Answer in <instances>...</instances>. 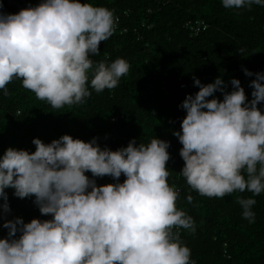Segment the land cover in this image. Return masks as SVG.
<instances>
[{
	"label": "clouds",
	"instance_id": "9594fccd",
	"mask_svg": "<svg viewBox=\"0 0 264 264\" xmlns=\"http://www.w3.org/2000/svg\"><path fill=\"white\" fill-rule=\"evenodd\" d=\"M253 4L264 6V0H222L225 8ZM117 22L113 9L81 0H41L17 13L0 12V90L8 95L6 85L20 79L59 109L85 103L90 89L117 87L129 62L92 59ZM244 72L256 77L250 101L239 79H231L229 92L221 77L208 84L194 77L199 91L186 95L180 105L186 115L173 134L183 145L180 173L187 184L209 197L252 193L238 203L254 223V197L264 193V111L258 107L264 72ZM32 143L33 152L9 147L0 156V208L11 211L5 190L12 188L16 197L34 196L40 213L51 218L6 219L0 264H196L180 232H194L195 222L177 206L179 190L168 182L169 141L154 137L137 145L133 139L111 150L95 137L64 134ZM106 175L115 182L98 185L95 177Z\"/></svg>",
	"mask_w": 264,
	"mask_h": 264
},
{
	"label": "trees",
	"instance_id": "16d2710c",
	"mask_svg": "<svg viewBox=\"0 0 264 264\" xmlns=\"http://www.w3.org/2000/svg\"><path fill=\"white\" fill-rule=\"evenodd\" d=\"M81 2L106 6L118 16V28L107 41H101L100 54L92 59L112 62L125 58L129 72L117 87L100 93L90 89L92 94L85 103L59 109L14 79L6 85L8 95L0 90V156L9 147L33 152L34 138L50 143L64 134L84 141L95 137L101 147L111 150L127 147L133 139L137 145L154 137L169 141L168 182L179 189L177 206L195 222L194 232L180 229L192 259L196 264H264V193L254 197V223L243 217L238 203L239 198L251 197L252 193L237 191L222 198L199 194L180 173L185 163L180 155L183 145L173 134L181 130L186 110L180 105L186 95L199 91L194 77L203 84L221 77L229 92L233 90L231 79H239L247 99H253L250 82L256 77L246 76L244 69L264 72V6L225 8L222 0ZM0 3V12L17 13L41 0ZM195 19L204 20L209 27L190 36L184 24ZM214 96L223 99L219 91ZM258 107L264 111V102ZM5 191L11 211L5 214L0 208V238L8 235L3 227L6 219L21 217L27 223L33 218H51L40 213L34 196L19 198L14 189Z\"/></svg>",
	"mask_w": 264,
	"mask_h": 264
},
{
	"label": "built area",
	"instance_id": "2783aa9c",
	"mask_svg": "<svg viewBox=\"0 0 264 264\" xmlns=\"http://www.w3.org/2000/svg\"><path fill=\"white\" fill-rule=\"evenodd\" d=\"M115 16L118 17L117 15H115ZM184 27L189 32L190 36H197L201 32L205 31L209 27V25H208V23H206L202 19H195V20L186 21V23L184 24ZM116 28H118V22H117V27ZM121 117H123V115H121ZM114 119H115V117L111 118V120H114ZM95 179H96V182H97L98 185H103V184H108V183H114L115 182L113 177L108 176V175H106L102 179H98L96 177H95ZM123 180L124 179H120V182H123Z\"/></svg>",
	"mask_w": 264,
	"mask_h": 264
}]
</instances>
